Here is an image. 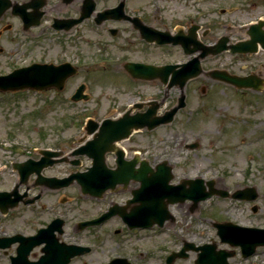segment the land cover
Instances as JSON below:
<instances>
[{"label":"rangeland","instance_id":"obj_1","mask_svg":"<svg viewBox=\"0 0 264 264\" xmlns=\"http://www.w3.org/2000/svg\"><path fill=\"white\" fill-rule=\"evenodd\" d=\"M162 5L175 7L181 13L188 12L190 16H198V11L208 13L204 18L209 26L220 19L224 22L233 20L232 24L237 25L264 18V0H163ZM234 7L238 9L233 10ZM222 8L229 9L224 16L219 13ZM219 32L220 26L216 24L212 34L217 36ZM31 45L18 28L3 34L0 38V74L6 75L13 67L26 65L39 57L62 60L39 54L37 57V52L30 53ZM104 48L98 44L90 57L71 61L79 67V72L68 79L63 91H0V191L12 189L16 177L12 167L14 162L34 156L38 148L67 150L75 146L85 134L84 125L89 117L100 121L127 108L135 99L160 100L162 112L177 102L182 93L178 87L165 92L163 86L158 85L133 88L121 72L118 74L113 70V64L120 61L117 59L120 53H113L116 48L112 46L107 51ZM178 52L162 55L160 60L188 58ZM149 58L153 57L147 56L146 60ZM262 61L264 57L258 55L247 64ZM243 64L227 52L206 59L204 69L224 66L238 73ZM82 83L87 85L90 99L72 102L70 97ZM183 92L187 96V106L178 112L171 124L153 131L136 132L122 145L141 151L151 165L168 161L173 166L174 183L202 178L215 181V188L231 193L254 187L258 192L255 201L215 195L201 202L194 211L189 210V201L171 205L170 212L177 222L162 229L161 233L146 231L116 236L112 229L119 224L114 221L90 231L75 229L79 221L96 215L98 207L80 199L78 191L69 188L65 191L68 202L64 210L57 209V197L50 195L48 208L34 214L27 209L21 213L10 211L6 216L0 213V237L16 233L33 235L53 218L61 217L66 221L64 242L93 248L91 254L74 259L71 264H105L117 256L127 257L131 264H164L167 248L178 249L183 240L197 246L210 243L216 244L218 249L235 251L229 264H264V247L243 258L239 247L221 242L214 226L216 222L230 221L240 226L264 228V90H237L201 75L190 80ZM248 139L256 144L246 147L244 142ZM195 142H199L198 148L186 147ZM67 169L60 165L54 172ZM54 206L57 210H53ZM17 246L0 249V264H11L10 257L16 255ZM41 248L31 252L30 260L40 258ZM196 258L197 254L191 252L189 258L179 259L175 264H195Z\"/></svg>","mask_w":264,"mask_h":264},{"label":"flooded vegetation","instance_id":"obj_2","mask_svg":"<svg viewBox=\"0 0 264 264\" xmlns=\"http://www.w3.org/2000/svg\"><path fill=\"white\" fill-rule=\"evenodd\" d=\"M162 1L163 0H0V5L7 8L0 16V38L3 34L18 28V31L22 33V35L24 34L32 45L34 44L33 47L31 45L32 49L30 50V53L37 52V57L40 55L41 57L48 56L50 58H62V60H52L39 57L38 59H32L29 61L28 65L33 63H70L77 58L90 57L93 53L94 46H97L98 44L103 46V48L105 47L104 50L106 51L107 48L109 49L112 46L116 48V52L112 51L113 53H120L117 55V59L120 61L113 64V70H117V73L121 72L129 85L133 88L136 86H145L146 84H149V86L158 85L160 88L163 86L165 92L174 87L169 88L167 85H163L160 79H140L139 75H133L131 71L126 69V66H129L132 63L166 66L187 62L188 58L181 61L171 59L160 60L162 55H174L179 53L178 50L182 55H185V53L180 45H173L171 43L164 45L158 44L156 41L157 37H155V35H158V32L170 34L171 36L176 37V40H179V42L189 41L190 37H193L195 34L197 35V38L205 44H214L218 42L220 38L227 35L229 38L228 43L232 44L250 39L251 36L249 31L251 24L262 19V17H260L256 21H250L243 24L238 23L239 20L234 21L238 23L237 25L232 24L233 20L224 22L220 19L218 22L210 24V26L207 23V26L204 17H207L206 15L208 13L198 11V16H190L188 12L181 13L175 7L167 8L162 5ZM232 9L237 10L238 8L234 7ZM228 10L227 8L220 9V16L226 15ZM216 24L220 26V35L218 34L217 36L212 34L214 33ZM99 41L101 42L99 43ZM258 55L264 57V49H260L255 54L247 52L232 55L239 59L240 62L245 63L243 64L242 69H240L241 72L236 74L239 76H247L249 74L259 73L264 79V61L260 64H247L249 59ZM147 56L153 58L146 60ZM206 59L202 61L204 68ZM210 69L227 70L224 66H213L207 70ZM247 69L248 71H246ZM172 76L173 74H170L169 78ZM156 100L157 99L155 98L142 101L135 99L127 108L117 112L115 115H109L105 118H117L126 111H131V114L144 112L148 109V105H144L141 109L135 107V105L142 102L145 103ZM125 141L126 140H123L117 143V146L114 144L115 148H124V154H119L117 150L105 154L106 168L116 170L119 168V165L124 164V161H137L133 167L128 165L126 168H120L144 172L145 167L143 162L145 158L142 156V152L125 148L122 145ZM78 147L79 144L76 146H70L67 150L59 148V150L63 152L62 158H67V162L45 167L42 171V175L45 177L64 178L74 172H86L87 168L92 166L93 160L81 157L80 167H75L68 163L77 160L76 157L71 154ZM35 154L36 155L34 156H28L27 159L30 158L35 162H41V156L38 155L37 152H35ZM44 164L45 162H41L35 167L37 168ZM60 165H65L68 169L66 171L57 170L54 172L55 168ZM152 166L153 170L156 171L157 168L155 165ZM96 169L98 171L96 172L97 174L104 175L105 170L102 168ZM15 176L13 188L18 189L19 194L23 195L22 201L32 202L29 205L22 204L17 212L27 209L34 214L38 212V210L40 211L41 209L48 208V197L50 195H55L57 197V203L55 204L57 205V209L64 210L63 207L68 202L65 196V191L69 188L76 189L80 195V199H85L92 205L98 207V210L96 211L97 214L86 219L100 217L109 211L111 207H118L123 209V212L131 213L134 207L138 205L129 204V200L133 197V191L139 186V183L133 179L129 181V183H118L111 186L109 185L110 183H107L106 176H98L100 182L94 185L98 190L105 189V192L102 193L103 195L101 197H92L89 195H83L81 192V186L77 182L68 188L51 190L46 187V185H41L39 177L36 174L31 175L25 183H22L16 174ZM57 209L55 206L53 207V210ZM112 221L119 224L112 230L115 235L130 234L138 231H154L161 233L162 229L172 226L177 222L175 217L174 219L171 218L167 221L163 227L155 225L151 229H130L124 223L121 215L117 214L103 223L101 227ZM77 227L78 226H76V228ZM90 230L91 229H89V231ZM184 241L185 240H183V242ZM181 247L178 249L175 247H168L167 254L164 257V264H167L168 255L173 251L179 250ZM91 253L92 252L89 254ZM177 260L179 259H176L172 264H175Z\"/></svg>","mask_w":264,"mask_h":264},{"label":"water","instance_id":"obj_3","mask_svg":"<svg viewBox=\"0 0 264 264\" xmlns=\"http://www.w3.org/2000/svg\"><path fill=\"white\" fill-rule=\"evenodd\" d=\"M1 13V12H0ZM264 21L250 26L251 39L237 44L227 45L229 38L223 37L215 45H204L199 42L194 34L189 41L182 45L188 55L200 52V54L190 60L188 63L181 66H162L157 67L145 64H133L128 69L135 75H140L144 79H153L159 77L163 83L167 82L168 76L172 73L173 78L169 86L177 85L182 90L187 82L202 74L201 59L209 55H218L228 49L231 53H255L259 46L264 49ZM165 43V40L159 41ZM175 43H179L176 42ZM76 70L69 64L55 66L53 64H34L29 67L17 69L9 75L0 76V90L2 91H19L25 89L45 90L55 87L58 90H63L66 80L76 74ZM209 76L214 80L226 82L238 89H253L261 91L263 89L264 80L256 74L240 77L233 75L224 70H213L209 72ZM86 89L85 84H82L72 96L73 101L89 99V95L84 94ZM186 96L184 93L179 98L178 104L167 111L164 115H157V110L160 104H157L152 109L144 113L131 115L130 112L125 113L118 119H105L101 123L90 118L87 120L84 127L85 136L83 138L92 139L76 150L73 155H86L93 158V167L88 169L87 173H74L69 177L61 180V185H56L55 178H46L48 187L57 189L59 187H67L78 181L81 184L82 192L92 196H101L105 190L96 189L94 184H98L100 179L98 176H106L107 183L113 186L117 183H128L131 179L141 182V186L134 191V198L131 202H140V207L137 211L123 216L124 220L130 227H152L158 223L163 226L164 222L169 217V204L183 203L186 200L193 202L192 209L196 208L201 201L207 200L213 195L221 197H231L234 199L254 201L258 198L257 190L252 188H244L236 190L230 194L226 190L215 188V181L205 182L203 179L182 180L178 185H171L170 181L173 178L172 166L167 164V161L159 163L157 171H152L147 161L143 162L145 167L144 172L126 168L128 165L133 167L137 161L125 162L119 165L116 170H109L105 165V154L117 150L119 154L123 151L114 147V143L127 139L135 130L147 129L152 130L160 125L169 124L174 120L177 112L186 106ZM142 105H138L141 107ZM198 143L191 144L188 147L191 149L197 148ZM43 159L50 157H58L62 153L51 150H41ZM61 160H53L50 165ZM14 164V168L20 173V176L25 180L31 173L36 171L40 173L43 166L37 170L27 169L28 163ZM74 165H80L79 161L73 162ZM96 168L105 170L104 175L97 174ZM150 174V176H149ZM49 182V184H48ZM208 187V189H207ZM13 192H0V211L2 214H7L9 210L18 206L20 198H13ZM256 211V208H254ZM116 212L112 209L98 219L80 223V229L83 230L88 226L100 225L105 220L109 219ZM64 220L55 219L47 228H42L34 236L25 237L16 235L14 237L0 238V248L5 249L12 244L19 242L17 248V256L12 257V264H69L75 256L82 255L89 251V248L78 245H68L60 243L56 236V232L62 234ZM218 236L221 241L228 243L232 247H240L242 256L247 258L256 252L258 247L264 246V229L242 227L231 222L215 223ZM45 244L42 249L44 255L38 261H30L29 255L31 251L39 245ZM215 244H205L200 247H195L192 243H186L180 253L173 254L170 257L171 263L176 257H186L187 250L200 251L198 254L197 264H229L228 259L234 256V252L226 250H216ZM111 264H128L125 260L117 259Z\"/></svg>","mask_w":264,"mask_h":264},{"label":"bare ground","instance_id":"obj_4","mask_svg":"<svg viewBox=\"0 0 264 264\" xmlns=\"http://www.w3.org/2000/svg\"><path fill=\"white\" fill-rule=\"evenodd\" d=\"M256 144V141H253V140H246L245 142H244V145L246 146V147H249V146H252V145H255Z\"/></svg>","mask_w":264,"mask_h":264}]
</instances>
